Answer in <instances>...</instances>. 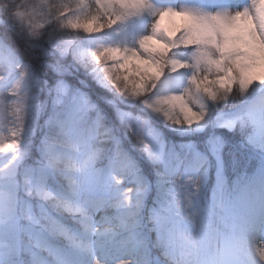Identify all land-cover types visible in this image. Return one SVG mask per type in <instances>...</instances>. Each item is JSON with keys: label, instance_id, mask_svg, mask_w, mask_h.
Listing matches in <instances>:
<instances>
[{"label": "snow or ice", "instance_id": "obj_1", "mask_svg": "<svg viewBox=\"0 0 264 264\" xmlns=\"http://www.w3.org/2000/svg\"><path fill=\"white\" fill-rule=\"evenodd\" d=\"M0 264H264V0L0 6Z\"/></svg>", "mask_w": 264, "mask_h": 264}, {"label": "trees", "instance_id": "obj_2", "mask_svg": "<svg viewBox=\"0 0 264 264\" xmlns=\"http://www.w3.org/2000/svg\"><path fill=\"white\" fill-rule=\"evenodd\" d=\"M19 0H0V6H8L9 4L18 3Z\"/></svg>", "mask_w": 264, "mask_h": 264}]
</instances>
